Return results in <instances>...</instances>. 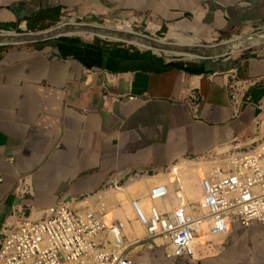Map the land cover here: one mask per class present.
I'll return each instance as SVG.
<instances>
[{
  "label": "crops",
  "instance_id": "1",
  "mask_svg": "<svg viewBox=\"0 0 264 264\" xmlns=\"http://www.w3.org/2000/svg\"><path fill=\"white\" fill-rule=\"evenodd\" d=\"M78 18L163 35L187 49L233 36L228 46L264 40V31L252 34L264 29V0H0V25L29 32L61 26L39 42H0V231L20 206L43 212L136 173L148 172L144 178L151 180L175 172L180 181L181 163H205L256 138L264 42L201 58L194 50L132 47L112 33L89 34L78 28ZM187 36L193 39H182ZM233 72L257 79L238 111L228 90ZM192 91L202 97L194 108ZM22 177L31 187L23 198L16 191ZM200 177L184 178L194 181L198 196ZM206 240L197 248L199 264H264L260 224L233 225L223 239ZM147 248L156 251L137 250L135 264H178L163 250Z\"/></svg>",
  "mask_w": 264,
  "mask_h": 264
},
{
  "label": "built area",
  "instance_id": "2",
  "mask_svg": "<svg viewBox=\"0 0 264 264\" xmlns=\"http://www.w3.org/2000/svg\"><path fill=\"white\" fill-rule=\"evenodd\" d=\"M255 83L257 79L240 78L233 72L228 90L236 110L243 98H249L246 92ZM191 98L193 108L202 100L196 91L191 92ZM205 163L208 167L202 170L201 196L196 202L167 206L166 201L172 199L166 182L148 187V198L162 203L161 209L155 204L146 213L140 200L132 199L146 238L130 243L123 222L114 217L108 222L107 206L91 205L90 195L58 201L39 213L20 206L0 231V264H135L134 245L145 240H151L149 247L162 248L164 256L178 264H199L194 239L195 226L201 220L213 235L228 236L235 224L264 226V136L229 146ZM136 175L150 176L148 172ZM16 191L22 198L30 193L27 177L19 179ZM157 236L162 238L160 244L155 242Z\"/></svg>",
  "mask_w": 264,
  "mask_h": 264
},
{
  "label": "bare ground",
  "instance_id": "3",
  "mask_svg": "<svg viewBox=\"0 0 264 264\" xmlns=\"http://www.w3.org/2000/svg\"><path fill=\"white\" fill-rule=\"evenodd\" d=\"M92 26L98 27L99 31H103L104 28H113L114 30L122 29L124 26H121L122 28L119 27H113L109 25H103L99 23H90ZM61 29V26L59 24ZM132 29V28H131ZM130 30V28H127L126 31ZM89 34H93V31H84ZM14 31L8 30L3 32L1 36L6 37L7 35H12ZM0 36V40H1ZM122 37H128L127 35L122 36ZM124 38L117 37V40H123ZM127 40V39H125ZM165 41V39H162ZM129 43H132L134 45H140V46H147L143 41L137 40L134 41L131 38L127 40ZM177 43V42H176ZM178 51L181 52L182 54H185L187 52V47L183 46L179 43H177ZM208 167V163L204 162H199L198 160L193 161V162H183L181 163L180 168H178V172L181 174V180L177 181L175 180V172L169 173L167 175H157L154 178H151V180H147V178L140 177V175H136L137 177H134L131 182H129L126 186H121L117 187L115 189L110 190V192L103 193V191L98 192L95 195H91L88 197V202L91 205H100V204H105L107 206V219L108 222L114 217V218H119L123 222V232L126 236V241L127 243L134 242L140 239H145L146 238V229L144 225L137 219L135 210L132 206V199H139L140 200V205L144 212L148 213L150 208L153 205H157L160 209L163 207L162 203H155L150 198H148L147 194H143L145 191L148 192V187L154 182H166L169 185L170 189V196L172 201H166V205L173 208V206L177 204H184L187 200L191 202H196L201 196V187L199 185L200 189V195L198 196L197 194L195 195L193 193V180L189 179L188 181L184 180L186 177H191L195 176L196 173L201 176L202 175V170ZM194 179V177H193ZM175 181V182H174ZM174 182V183H173ZM183 183V186L185 189L181 191V189H178V187ZM177 187V188H176ZM178 194V195H175ZM83 203H79L78 205H82ZM195 239H194V245H195V256L197 255V248H202L205 246V240L206 242L213 241L216 237L220 236L223 237L225 235H213L209 231V227L206 223L205 220H201L199 223L196 224L195 226ZM162 238L160 237H155V242L158 243ZM149 242V241H148ZM148 242H144L141 245H134V249H140L145 247L146 245L150 244ZM221 244V241L216 245ZM212 248V247H210ZM134 250V251H135Z\"/></svg>",
  "mask_w": 264,
  "mask_h": 264
},
{
  "label": "water",
  "instance_id": "4",
  "mask_svg": "<svg viewBox=\"0 0 264 264\" xmlns=\"http://www.w3.org/2000/svg\"><path fill=\"white\" fill-rule=\"evenodd\" d=\"M75 21L79 24L77 26L81 31H93V30L99 31L98 27L92 26L90 23L84 21L81 18H78ZM59 24L60 23H56L54 26L55 28H50V29L43 30L40 32L19 31L16 29H11L7 26L0 25V28L4 29L6 31H8V30L14 31V33L12 35H7L6 37L1 36V34H0V36H1L0 42L5 41L6 39H11L13 41H28V42H39L42 40H46L48 38H52V37L56 36L59 33L58 32V29L60 28V27H58ZM73 27H75V26L70 25V24H69V26H67L68 29L73 28ZM67 28L65 30H67ZM263 31H264V29H262L259 32H263ZM102 32L112 33V34L117 35L118 37H121V38H124L122 36L127 35L128 37H125L123 40H125V39L128 40L131 37L132 38L134 37L137 40L143 41L147 46H150V47H155V48H159V49H173L175 51L178 50L176 42H173V41L168 42L166 37H164L165 41H160L159 36H156L155 34H151V33L144 32V33H139V34H132L130 32L123 33V32H120V31H117L114 29H112V30L110 29L109 31H102ZM254 33H258V32H254ZM254 33H252V34H254ZM231 39L232 38H228V39L222 40L219 43H215V44L206 43L205 46L193 45V46H190L189 50H187L185 52H189V51H193V50L198 51L201 58H210L211 59V57H212L211 55L213 54V52L217 53L218 55H220L222 57V56H225V55L230 54L232 52H236V51H239L241 49L249 48V47H252L256 44H260V43L264 42V40H263V41L258 42L256 44H250V45H246V46H243L242 43L239 42L236 45L228 46V42Z\"/></svg>",
  "mask_w": 264,
  "mask_h": 264
},
{
  "label": "rangeland",
  "instance_id": "5",
  "mask_svg": "<svg viewBox=\"0 0 264 264\" xmlns=\"http://www.w3.org/2000/svg\"><path fill=\"white\" fill-rule=\"evenodd\" d=\"M98 23H100V24H110V21H102V22H98ZM127 28L128 27H123L122 28V30H120V29H117V31H120V32H123V33H126V32H130V33H132V32H134V30L133 29H131L130 28V30H128V31H126L127 30ZM111 29H113V28H111ZM262 29H256V30H254L252 33H254V32H259V31H261ZM251 34V33H250ZM239 35V34H238ZM160 37H165V36H163V35H159ZM118 37V36H117ZM233 37H235V36H233ZM233 37H230V38H233ZM193 39V37L192 36H187V37H185V38H182L183 40H190V39ZM131 39L132 40H134V41H137V39L136 38H132L131 37ZM168 41H171V40H168ZM127 45H129V46H132V47H136L135 45H132V44H127ZM203 46V45H202ZM138 47V46H137ZM163 53V52H162ZM180 53V52H179ZM256 120H257V122H256V133L254 134L255 136H256V138H260V137H262V136H264V106L259 110V115H257V117H256ZM204 160V159H203ZM134 177H137V176H135V175H133V177H132V179L134 178ZM131 179V180H132ZM131 180L130 181H127L126 183H124L123 181L120 183V184H114V185H109L104 191H103V193H107V192H110V190H112V189H115V188H117V187H121V186H126L129 182H131ZM148 192H144L143 194H147ZM97 194V193H96ZM173 199V198H172ZM234 226H237V224H235ZM145 242H148L147 240H145ZM150 242H151V240H149V244H150ZM161 243V240L158 242V244H160ZM221 246V245H220ZM219 246V247H220ZM147 247H149V245H146L145 247H143V248H140V249H137V250H141L142 249V252L141 253H147L148 254V252L149 253H151L153 250H155L156 251V249H150V248H147ZM219 247H215L216 248V251L214 252V253H216V252H218V250L220 249ZM143 249H145V250H143ZM135 250V249H134ZM137 250H135V251H137ZM161 251H162V248H161ZM157 253V252H156ZM164 253V252H163ZM211 254H213V253H211ZM203 256H205V255H203ZM202 256V257H203ZM155 261H159L158 259H154Z\"/></svg>",
  "mask_w": 264,
  "mask_h": 264
}]
</instances>
